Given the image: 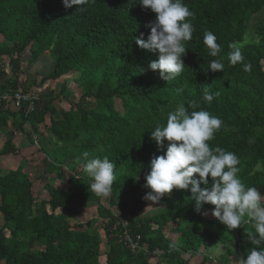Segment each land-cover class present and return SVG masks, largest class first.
Instances as JSON below:
<instances>
[{"label": "trees", "instance_id": "16d2710c", "mask_svg": "<svg viewBox=\"0 0 264 264\" xmlns=\"http://www.w3.org/2000/svg\"><path fill=\"white\" fill-rule=\"evenodd\" d=\"M184 3L195 14L189 18L195 31L185 42L184 71L167 82L148 68L158 53L135 42L138 37L147 40V25L156 18L135 0H88L70 8L63 0H0V58H8L7 64H0V95L34 93L45 82L72 72L79 73L75 82L80 90L77 100L64 82L58 93H34L32 111L26 103L14 110L12 99L0 101V133L12 128L31 143L33 137L40 139L39 149L49 159L47 173L68 184L59 189L48 181L44 189L50 198L40 199L21 167L0 168V264H151L154 259L158 264H233L231 253L246 257L255 247L246 236L254 231V221L245 217L230 231L217 218L195 211L190 190L174 189L159 201L154 214L141 215L151 203L143 199L150 191L145 177L151 160L163 155L167 146L166 141L160 149L151 131L166 123L179 103L195 101V110H207L222 120L208 143L235 153L244 184L264 191V16L252 24L264 13V0ZM206 31L221 45L217 57L204 45ZM233 42L240 46L244 63H251V71H244L242 63H229ZM28 52L31 62L49 59L52 67L40 81L26 79L29 85L22 88L19 74ZM213 59L222 60L223 71L207 70ZM204 88L220 95L204 101ZM59 99L67 100L69 109L57 108ZM116 99L122 111L116 109ZM16 151L7 139L0 155ZM84 151L90 157L107 156L116 166L113 191L105 202L91 192V178L83 171V160L77 159ZM92 204L97 216L79 221ZM214 207L204 204L202 212L209 214ZM121 219L127 220L130 233L141 235L142 251L135 254L120 241ZM168 228L174 237L166 235ZM173 243L175 248L170 247ZM156 250L159 256L151 254ZM192 257L198 260L192 262Z\"/></svg>", "mask_w": 264, "mask_h": 264}, {"label": "clouds", "instance_id": "9594fccd", "mask_svg": "<svg viewBox=\"0 0 264 264\" xmlns=\"http://www.w3.org/2000/svg\"><path fill=\"white\" fill-rule=\"evenodd\" d=\"M87 2L63 0L65 7L69 8ZM135 2L156 14L155 20L147 25L150 28L147 40L138 37L135 42L144 50L158 53V59L151 61L148 68L158 71L161 79L172 81L184 71L185 42L192 39L195 31L189 18H194L195 14L184 0ZM203 42L211 57L219 55L221 45L213 32L206 31ZM229 49V63L233 66L242 63L244 71H251L252 65L244 63L240 46L233 42ZM207 70L223 71L224 63L221 59H213ZM219 95V92L213 94L208 88L203 89V100L209 103ZM197 107L195 101L187 106L179 103L168 113L166 123H158L151 131V139L160 149H164L166 141L167 146L163 155L154 156L151 160L150 173L145 177V187L150 191L143 199L157 203L174 189L190 190L195 211L206 216L208 213L202 212L204 204L214 205L212 215L230 231L240 227L247 217L254 221V231L246 232L247 240L255 247L246 257L240 258L239 264H264V195L256 187L244 184L239 176L240 161L235 153L210 146L208 141L214 138L223 122L207 110H195ZM253 142L249 141L250 144ZM77 159L83 160V171L91 178V192L97 197H110L116 180L115 164L107 156L90 157L87 151ZM170 247L175 248L176 244Z\"/></svg>", "mask_w": 264, "mask_h": 264}, {"label": "rangeland", "instance_id": "374dc122", "mask_svg": "<svg viewBox=\"0 0 264 264\" xmlns=\"http://www.w3.org/2000/svg\"><path fill=\"white\" fill-rule=\"evenodd\" d=\"M264 16V13L256 16L252 19V24L260 20ZM29 52L24 55V62H23V73L19 74V84L22 88H26L29 85V82L26 83L25 80L28 79L31 80L33 78H36L38 81H40L43 77H45L51 70L50 66L51 61L48 59L47 61H35L31 62L29 60ZM8 58H0V64H7ZM264 65V62H263ZM79 76V73L72 72L68 75H65L64 77L52 82L47 81L44 85H42L40 88H35L34 93L37 92H45L46 90H53L55 93H58L61 91V86L64 83L67 84V90L73 93L72 98L77 100V97L80 96V90L78 89V85L75 82V78ZM55 105L59 109H69V102L65 99H59L55 101ZM115 106L116 109L119 111H122L121 102L116 99L115 100ZM26 131H29V127L25 126ZM7 131L5 133H0V148L3 147L6 139L8 138H16L17 143V153L14 154H1L0 155V168L3 170H9V169H18L21 167L25 173H28L31 180L34 182V193L36 196H38L40 199H49L50 193L49 191L44 189V185L47 184L48 181L53 182V184L56 187L59 188H68V184L65 183V181L59 180L56 177L55 173H47V164L49 163V159L43 154L39 149L40 139L34 138V143H31L28 139L26 134H13L12 128H7ZM41 132L44 133V135L47 134L46 126L43 125L40 128ZM48 135V134H47ZM46 135V136H47ZM26 142V147H22L23 143ZM64 182V183H63ZM262 195H264V191H260ZM106 198L103 200L105 202ZM93 207L86 209L82 215H80L77 219L79 221H86L89 218L96 217L97 216V210L94 206L95 204H92ZM161 207V203H153L145 207V209L142 212V216H150L154 214L158 208ZM50 210V207H48ZM59 213V211H57ZM208 216L214 217L212 215V212L208 214ZM1 218V216H0ZM76 219V220H77ZM1 220V219H0ZM72 221V220H71ZM97 229L100 231L102 235V250L105 251L107 249L106 245V239L104 235V231L102 229V223L97 224ZM166 235L170 237H174V234L171 233L169 228L166 230ZM231 249L234 247L230 245ZM39 248V247H38ZM42 248V247H40ZM231 260L233 264H239L240 262V256L230 254ZM192 262H196L198 259L197 257L190 258ZM103 260V258H101ZM157 259H154L151 261V264H158Z\"/></svg>", "mask_w": 264, "mask_h": 264}, {"label": "built area", "instance_id": "2783aa9c", "mask_svg": "<svg viewBox=\"0 0 264 264\" xmlns=\"http://www.w3.org/2000/svg\"><path fill=\"white\" fill-rule=\"evenodd\" d=\"M7 99H12L13 103L11 108L14 110H18L21 103H26L29 107V110L32 111L34 108V103L37 100V96L32 92H22L17 91L13 93H7L4 95H0V101H5ZM119 224L123 226V230L120 232L119 239L122 241L133 253H138L144 249V247L140 244L141 235L140 234H132L127 229L128 222L125 219H121ZM153 256H159L161 251L156 250L151 253Z\"/></svg>", "mask_w": 264, "mask_h": 264}, {"label": "crops", "instance_id": "0c3cea01", "mask_svg": "<svg viewBox=\"0 0 264 264\" xmlns=\"http://www.w3.org/2000/svg\"><path fill=\"white\" fill-rule=\"evenodd\" d=\"M8 139H11V138H8ZM27 139H28V137H27ZM7 140V139H6ZM29 140V139H28ZM30 141V140H29ZM12 142H13V144L15 145V147L16 148H18L17 146V143H16V138H12ZM26 142H24L22 145V147H26ZM17 151H18V149H17ZM17 151H16V153H17ZM28 174V173H27ZM29 175V174H28ZM56 181H59V179H56ZM64 183V182H63ZM55 186V185H54ZM56 187V186H55ZM57 188H59V187H57ZM59 189H64V188H59Z\"/></svg>", "mask_w": 264, "mask_h": 264}, {"label": "water", "instance_id": "95a60500", "mask_svg": "<svg viewBox=\"0 0 264 264\" xmlns=\"http://www.w3.org/2000/svg\"><path fill=\"white\" fill-rule=\"evenodd\" d=\"M240 258H242V257L240 256Z\"/></svg>", "mask_w": 264, "mask_h": 264}]
</instances>
